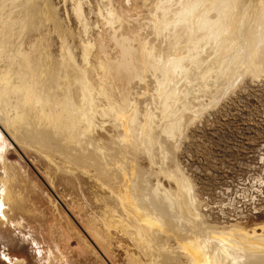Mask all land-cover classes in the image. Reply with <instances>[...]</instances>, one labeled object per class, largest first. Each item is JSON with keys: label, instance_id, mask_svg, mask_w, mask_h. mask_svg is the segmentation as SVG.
I'll list each match as a JSON object with an SVG mask.
<instances>
[{"label": "bare ground", "instance_id": "bare-ground-1", "mask_svg": "<svg viewBox=\"0 0 264 264\" xmlns=\"http://www.w3.org/2000/svg\"><path fill=\"white\" fill-rule=\"evenodd\" d=\"M64 1L78 29L54 0H0V135L66 172L94 169L111 190L100 197L104 223L137 246L134 264H264V223L212 224L185 170L167 162L190 124L248 75L264 76V0H139L147 9L152 3L146 35L128 33L131 20L116 0H98L97 12L90 0ZM104 27L111 50L94 34ZM8 142L1 146L0 222L26 203ZM49 151L69 160L61 165Z\"/></svg>", "mask_w": 264, "mask_h": 264}, {"label": "rangeland", "instance_id": "rangeland-1", "mask_svg": "<svg viewBox=\"0 0 264 264\" xmlns=\"http://www.w3.org/2000/svg\"><path fill=\"white\" fill-rule=\"evenodd\" d=\"M90 1L97 12L98 0ZM116 1L131 20L128 33L134 35L142 30L140 32L146 35L141 28L146 26L144 18L152 3H148L147 9L140 7L139 0ZM53 4L67 25L78 29L71 3L54 0ZM86 8L90 10L88 5ZM95 12L89 13V19L101 25V18ZM104 29L105 32L97 29L94 34L98 38L104 36L102 42L106 41V48L111 50L113 42ZM55 38L57 40L58 36ZM158 44L162 46L161 42ZM150 78L152 92L156 81ZM138 88L147 90L145 85ZM151 99L150 96L143 101V111L145 101ZM190 125L179 150L174 148L173 159L167 162L171 168L180 166L185 170L199 199L201 213L217 226L241 224L251 228L264 223V76L258 79L248 75ZM10 141L6 135H0V162L4 157L1 146L7 142L12 144L6 157L10 167L17 169L20 179L23 177L20 183L23 189L25 187L26 203L24 209L12 210L10 219L0 222V252L2 254L6 251L2 249L8 246L14 254L6 251L9 258L2 254L8 264L14 258L24 259V264H134L132 254H139L137 246L128 236L104 223L103 217H107L108 212L100 197L111 195V190L91 175L96 172L94 169L91 173L81 169L77 174L69 173L53 166L35 151L16 147ZM49 152L61 165L69 160L59 152ZM139 156V163L144 168L150 167L146 155ZM0 174H4L1 168ZM163 182L166 186L170 184L164 178ZM96 232L104 237V247L100 244L102 241H96ZM168 240L175 242L172 237ZM0 264L5 263L0 259Z\"/></svg>", "mask_w": 264, "mask_h": 264}, {"label": "flooded vegetation", "instance_id": "flooded-vegetation-1", "mask_svg": "<svg viewBox=\"0 0 264 264\" xmlns=\"http://www.w3.org/2000/svg\"><path fill=\"white\" fill-rule=\"evenodd\" d=\"M0 249H1V248H0ZM2 250H6V251H8L9 253H11V255L14 256V254H12V252L9 251L10 249H8V246L5 247V249H2ZM6 251H2V254H3V255H6L7 258L11 257V256L8 254V252H6ZM2 254H1V252H0V259H1L5 264H8V263L4 260ZM16 259H20V258H14L13 261H12V263H14ZM23 261H24V259H23ZM12 263H11V264H12ZM23 264H24V263H23Z\"/></svg>", "mask_w": 264, "mask_h": 264}, {"label": "snow or ice", "instance_id": "snow-or-ice-1", "mask_svg": "<svg viewBox=\"0 0 264 264\" xmlns=\"http://www.w3.org/2000/svg\"><path fill=\"white\" fill-rule=\"evenodd\" d=\"M5 259H7V258L5 257Z\"/></svg>", "mask_w": 264, "mask_h": 264}]
</instances>
